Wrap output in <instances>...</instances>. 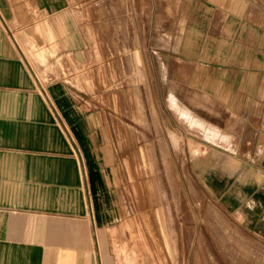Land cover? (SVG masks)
<instances>
[{
    "label": "rangeland",
    "instance_id": "1",
    "mask_svg": "<svg viewBox=\"0 0 264 264\" xmlns=\"http://www.w3.org/2000/svg\"><path fill=\"white\" fill-rule=\"evenodd\" d=\"M114 4L115 51L139 61L96 105L147 264H264V0Z\"/></svg>",
    "mask_w": 264,
    "mask_h": 264
},
{
    "label": "crops",
    "instance_id": "2",
    "mask_svg": "<svg viewBox=\"0 0 264 264\" xmlns=\"http://www.w3.org/2000/svg\"><path fill=\"white\" fill-rule=\"evenodd\" d=\"M103 2L0 0V264L148 263L96 105L129 90L126 62L139 58L115 51L116 8Z\"/></svg>",
    "mask_w": 264,
    "mask_h": 264
},
{
    "label": "bare ground",
    "instance_id": "3",
    "mask_svg": "<svg viewBox=\"0 0 264 264\" xmlns=\"http://www.w3.org/2000/svg\"><path fill=\"white\" fill-rule=\"evenodd\" d=\"M195 39V38H194ZM188 42V41H187ZM190 42V41H189ZM187 45V44H186Z\"/></svg>",
    "mask_w": 264,
    "mask_h": 264
}]
</instances>
